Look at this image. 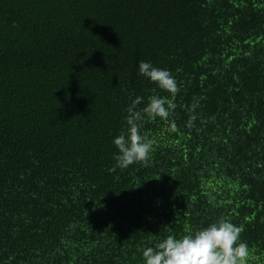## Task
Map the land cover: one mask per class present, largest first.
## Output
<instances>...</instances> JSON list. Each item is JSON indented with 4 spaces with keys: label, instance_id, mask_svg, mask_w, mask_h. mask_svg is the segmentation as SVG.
<instances>
[{
    "label": "trees",
    "instance_id": "obj_1",
    "mask_svg": "<svg viewBox=\"0 0 264 264\" xmlns=\"http://www.w3.org/2000/svg\"><path fill=\"white\" fill-rule=\"evenodd\" d=\"M153 95L150 158L115 167ZM218 218L264 264V0H0V264H144Z\"/></svg>",
    "mask_w": 264,
    "mask_h": 264
},
{
    "label": "clouds",
    "instance_id": "obj_2",
    "mask_svg": "<svg viewBox=\"0 0 264 264\" xmlns=\"http://www.w3.org/2000/svg\"><path fill=\"white\" fill-rule=\"evenodd\" d=\"M138 74L173 96L179 91L172 73L168 69L155 67L150 61L139 62ZM143 99L136 97L126 108L127 127L113 138V144L118 149V154L114 156L115 167L126 169L133 163H146L153 150V142L141 133V122L146 117L166 119L170 109L174 108L167 97L153 95L146 106L138 110L137 105ZM248 256V245L241 241L240 229L227 218H218L181 237L169 234L155 246L142 251L144 264H246Z\"/></svg>",
    "mask_w": 264,
    "mask_h": 264
}]
</instances>
